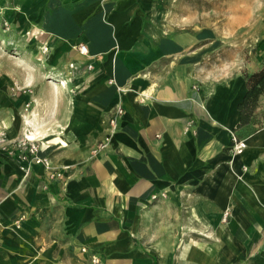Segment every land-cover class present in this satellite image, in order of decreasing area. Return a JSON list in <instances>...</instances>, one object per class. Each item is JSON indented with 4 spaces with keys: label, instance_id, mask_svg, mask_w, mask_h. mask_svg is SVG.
<instances>
[{
    "label": "crops",
    "instance_id": "0c3cea01",
    "mask_svg": "<svg viewBox=\"0 0 264 264\" xmlns=\"http://www.w3.org/2000/svg\"><path fill=\"white\" fill-rule=\"evenodd\" d=\"M167 7L0 0V264H264V93L239 125L264 34L218 51ZM28 133L60 175L22 157Z\"/></svg>",
    "mask_w": 264,
    "mask_h": 264
},
{
    "label": "rangeland",
    "instance_id": "374dc122",
    "mask_svg": "<svg viewBox=\"0 0 264 264\" xmlns=\"http://www.w3.org/2000/svg\"><path fill=\"white\" fill-rule=\"evenodd\" d=\"M164 1L168 6V17L181 19L186 15L191 24H199L208 36L221 38L218 51H226L231 45L239 44L247 56L264 34V0ZM10 53H13L10 50V25L0 20V66L10 68ZM2 145L0 142L3 148ZM4 146L8 149V145Z\"/></svg>",
    "mask_w": 264,
    "mask_h": 264
},
{
    "label": "built area",
    "instance_id": "2783aa9c",
    "mask_svg": "<svg viewBox=\"0 0 264 264\" xmlns=\"http://www.w3.org/2000/svg\"><path fill=\"white\" fill-rule=\"evenodd\" d=\"M78 49L83 54L88 53V48L85 44H79ZM73 66L74 64H71V67ZM88 67L90 68L91 65H88ZM122 113H123V108L121 106H116L114 108L112 115L110 116L108 120L109 127L111 128L110 131L111 130L113 131L116 128L118 116L121 115ZM231 134H232V140H233V151L235 153L242 152L246 148V144H247L246 140L238 138L233 132ZM108 141H109V137L105 141H100L99 144H97V147L94 149V152H98L100 149L104 148L107 145ZM14 144L17 148L21 150L22 157L25 160L28 159L29 162L31 161L35 163H43L47 169H51L48 174L49 178L52 179L55 176L60 175V173H57L55 170L51 168L50 159L48 157H44L39 154L41 147H40V144L36 142V140H32L29 138L28 135H25L24 137L16 140ZM157 197H158L157 194L153 195V198H157ZM22 218L23 217L21 216L20 219ZM81 249L83 252H90L89 248L86 246H82ZM89 255H90L89 256L90 264H102V259L96 251L90 252Z\"/></svg>",
    "mask_w": 264,
    "mask_h": 264
},
{
    "label": "trees",
    "instance_id": "16d2710c",
    "mask_svg": "<svg viewBox=\"0 0 264 264\" xmlns=\"http://www.w3.org/2000/svg\"><path fill=\"white\" fill-rule=\"evenodd\" d=\"M245 78L248 90L243 100L239 103L241 112V121L239 125H244L252 120V115L258 106L260 95L264 93V64L257 71L246 72ZM262 124L263 122L258 123L259 126Z\"/></svg>",
    "mask_w": 264,
    "mask_h": 264
},
{
    "label": "bare ground",
    "instance_id": "6f19581e",
    "mask_svg": "<svg viewBox=\"0 0 264 264\" xmlns=\"http://www.w3.org/2000/svg\"><path fill=\"white\" fill-rule=\"evenodd\" d=\"M52 84H55V81H53ZM28 136L30 139H36L37 138V136L33 133L32 134L28 133Z\"/></svg>",
    "mask_w": 264,
    "mask_h": 264
}]
</instances>
